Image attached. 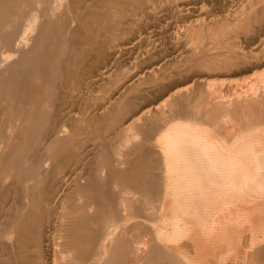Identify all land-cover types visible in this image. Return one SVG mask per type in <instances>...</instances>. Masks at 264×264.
<instances>
[{
	"label": "rangeland",
	"instance_id": "rangeland-1",
	"mask_svg": "<svg viewBox=\"0 0 264 264\" xmlns=\"http://www.w3.org/2000/svg\"><path fill=\"white\" fill-rule=\"evenodd\" d=\"M142 1L144 5L140 11V2ZM231 1L0 0V143L2 142L0 144V264H5L6 260L3 256L6 231L4 223L8 219L10 221L9 229L13 234L10 242L11 264H28L30 260L29 264L35 262L36 264H51L50 252L45 251L43 256L35 253L34 242L36 231H39L37 227L43 225V231L47 232L50 210L64 216L65 210L60 209L59 206L71 207L78 198H82L84 202L85 200L90 203L99 202L98 199H102L105 192L104 181L110 175L114 177L112 180L120 185L111 187V192L115 194L116 200H118V190H121V186L131 189L132 199L137 200L133 205V217L127 224L128 231L133 232L137 227L140 237H145L150 241L147 254L144 253V260L137 264H172L173 261L169 260V257L166 258L167 256L164 254L163 222L157 214L146 211L143 201L148 197L151 202L158 205L159 201L163 199L162 194L160 196L152 195L149 188L157 182L156 180H158V184H163L161 176L163 171L167 170L168 172L169 169L166 162L160 159L159 155L164 154L162 152L164 145L158 142L160 138L157 132H152V127L159 122V126L162 125L163 128L165 118L169 117L167 113L183 108L181 101H179V105L177 104L179 102L174 103L181 108L166 110L167 107L164 106L167 97L177 89L178 92L184 90L185 95H194L196 92L195 98L203 96L206 98L213 95L209 93V88L199 81L203 76L204 78L211 76L206 65L209 61L217 58L219 53L215 50L212 51L214 45L210 41L202 49H199L197 45L194 46L193 43L190 44L193 42L191 41V30L194 26L208 23L211 20L223 21L227 18L231 22H236L240 12L250 10L253 8V4L256 5L254 17L264 22V0H261V3L259 0L252 2L248 0ZM199 6H201V10L198 8ZM204 7L205 9H203ZM136 12H139V15L135 17L133 15ZM27 29L30 30L28 34ZM151 32L153 33L151 34ZM137 39L141 41L139 40V42ZM136 40L139 43L135 42ZM156 44L161 47L159 48ZM128 46L130 47L128 48ZM146 49H151L152 53ZM172 60L174 63L171 62ZM165 61L167 65H165ZM169 68L171 69L169 70ZM261 70L264 72V66ZM206 71L208 72L206 73ZM151 73L152 75H150ZM139 75H143L142 80ZM94 78L95 81H93ZM198 79L200 80L198 81ZM139 80L143 82L138 83ZM211 80L218 84L217 86L219 90L222 89L220 91L223 94L228 90L237 89V87L232 88L237 82L235 78L219 75ZM135 81L137 84L134 83ZM124 86L126 87L124 88ZM160 87L161 89H159ZM229 87L231 88L229 89ZM79 93H82V96ZM115 99L116 101H114ZM193 101L195 103L198 101V104L190 102L191 108L186 104L187 107L184 108L186 111L184 109L181 112L176 111L177 116L180 113L176 119L193 117L192 119L199 118L198 120H200L201 116L196 117L193 112V108L200 106V101ZM211 101L213 102L212 99ZM82 102L84 103L82 104ZM160 105L165 108L163 109ZM175 105L174 107H177ZM205 105L203 104L204 107ZM156 106L164 110L158 109L159 116L155 114ZM149 107L152 109L151 116L147 114L149 119L144 118L146 121L143 119L138 121L135 117ZM189 109H192L191 113L193 112L195 117ZM187 110L189 111L188 117L185 116ZM166 111L169 112L166 113ZM175 111L173 112L175 113ZM173 112L170 114V116L173 115L170 118L175 120L176 113L173 114ZM182 112L185 113L184 116L181 115ZM163 113H166V117ZM101 116L103 119L99 118ZM202 117L205 121L206 117ZM151 119L156 120L153 122ZM181 119L179 121L182 123L185 119ZM179 121L177 120L173 124H179ZM149 122L154 126L150 127ZM61 127L64 128L62 132ZM134 129L139 136L135 140L129 141L127 150L123 149L125 152H122L124 156L120 161L115 153L120 139L124 135L123 132L129 130L128 135H130L132 133L130 130ZM201 129L205 128L200 127L197 132H200ZM103 169L107 173L103 174L101 172ZM61 172L63 176L60 175ZM86 175L87 177H85ZM83 176L86 179L91 176L96 179L97 183L93 182L95 185L91 186L92 189L88 187L85 190V188L77 187L76 184L71 183L73 179ZM155 178L157 179L154 182ZM59 180L61 182L70 180V182L62 196L64 199L61 198L55 204V200L53 203L54 191ZM96 185L100 188L95 187ZM141 185L145 187L143 188ZM92 193L97 199L93 198ZM96 195H99L100 198ZM58 210L59 212H57ZM60 210H63V213ZM41 218L44 223H39ZM90 227L91 225H87L86 229L76 231L75 234L79 233L81 240L80 243H77L76 239L74 240L76 246L80 248L89 246V240L92 239ZM18 232L19 235H17ZM118 237L120 239V236ZM119 250L117 251L118 264L126 263L129 260L133 261V246L129 243L126 245L127 255L123 253V250ZM18 253H21L20 257L15 256ZM260 257L258 262L263 261L264 257Z\"/></svg>",
	"mask_w": 264,
	"mask_h": 264
},
{
	"label": "bare ground",
	"instance_id": "bare-ground-1",
	"mask_svg": "<svg viewBox=\"0 0 264 264\" xmlns=\"http://www.w3.org/2000/svg\"><path fill=\"white\" fill-rule=\"evenodd\" d=\"M248 1L252 2L253 0ZM204 3L206 2L204 1ZM259 3H261V0H259ZM143 5L144 2H140V11L142 10ZM255 6L256 5L253 4V8H251L250 10H244L240 12L241 14L237 16L236 22H231L229 18L223 21H212L210 19V22L194 26L191 30L192 40H190L193 42H191L190 44L193 43L194 46L197 45L199 46V49H202L207 44V42L210 41V43L214 45L212 51L215 50L219 53L217 58L209 61L206 65V68L210 71L211 76L208 78H204L203 76L202 78H200L201 81H199L200 79H198L200 83H204L209 88L210 91L207 88L206 90H208L211 95L213 94L214 97H212V95L206 98H204V96L195 98L196 92L194 93V95H185L184 90L183 92H178L177 89V91H172L173 93H171L166 99V104L164 101L163 105L165 104L164 106L167 107H164L166 110H168V108H170V110H172V108H181V106L183 107L181 108V110H183L184 108L186 109L187 106L190 107V102L191 104L195 103L193 100H199L200 106L198 105L199 107L197 106V108H192L193 112L196 114V117L201 116L200 120H198L199 118H195L196 120L192 119L193 117H189L190 119L184 118V120L181 117L184 120L181 123L179 121V119H181L180 117L179 119H176V117L178 118L180 114L178 113L177 116L176 111L179 110L178 112H181V110L176 109V111L172 110V112L175 111L176 113V116H174L175 120L170 118L173 116H170L172 112L167 113L170 110L166 111L169 116L168 118L170 119L165 118L166 113H163L165 116L163 117L165 118V122L163 124V128L162 125H160V127L159 122H157L158 124H156L155 126L158 125L159 127H157L160 128L158 129L156 127L157 131L155 130L156 128L154 129L155 126L153 125V123L149 122L150 127L154 126L152 127V132H157L160 138L158 139V142H161L164 145V151H162L164 152V154H160L159 156H161L160 159H163L164 162H166V165L169 169L168 172L167 170L163 171V174L161 176L164 181H162L163 184H158L159 182L158 180H156L157 178H155L154 182L155 180L157 182L153 183L152 187L149 188L152 195H163V199L159 201L158 205L151 202L148 197H146V199L143 198L144 200H142L145 203L146 211L157 214V216L163 222V230L165 231L163 235L165 243L164 254L165 256H167L166 258L169 257V260L171 259L173 261H171L172 264H264V72L263 70H261V68L264 66V22H261V20H259L257 17H254ZM194 7L196 8V6ZM198 8L200 9L201 6H199ZM203 9H205V7ZM232 10H234V8H232ZM138 15L139 12H136L133 16L136 17ZM192 15L194 14L192 13ZM82 20L84 19L82 18ZM32 26L34 27V25ZM32 26L30 27V30L32 29ZM30 30H28V32L26 31L27 34L30 32ZM158 32L160 33V31ZM152 33L153 32H151V34ZM144 37L145 35L143 36V38ZM148 38L150 39V37ZM137 40L135 42H137ZM157 45L158 44H156V46ZM130 46H128V48ZM158 47L160 48L161 46L158 45ZM207 47L208 46H206V48ZM151 49L146 50L152 53L153 49L152 51ZM154 53L152 54L153 56L155 55ZM171 62H173V60ZM165 63L164 64L167 65L166 61ZM160 67L159 70H161ZM171 68H169V70ZM100 71L102 72V70ZM151 71L153 72V70ZM160 72H162V70ZM207 72L208 71H206V73ZM150 75H152V73ZM160 75L162 76V74ZM219 75H223L224 77L233 79L235 78V81H237L236 83H234L235 87H231H237V89H227L228 92L223 94V92L220 91L222 89L219 90V87L217 86L218 84L213 83L211 80ZM142 76H140L141 80ZM135 79L137 80V78ZM141 80H139L138 83L143 82ZM93 81H95V78L93 79ZM134 83L137 84V81H135ZM126 86H124V88ZM231 87H229V89ZM159 89H161V87ZM138 97L140 98V95ZM211 99L213 100V102L211 101ZM137 100L140 101V99ZM208 100H210L211 102ZM114 101H116V99ZM179 101H181V104L183 105L178 107V105L180 104ZM84 102H82V104ZM197 102L198 101H196V103ZM174 103H177L178 105H175ZM186 104L188 105L186 106ZM203 104H206L205 107L203 106ZM174 105L177 107H174ZM160 106L162 107V105ZM157 107L158 106H156V108ZM158 109L161 111L160 108H157V110H155L157 111L155 112V114L157 115L159 113ZM151 110L152 109L150 107L147 110L144 109L140 114L138 113L139 115H137L135 118L138 119V121H140L141 119H143V121H146L144 120V118H148ZM193 112L191 114H193ZM175 113L173 112V114ZM183 114L185 113L182 112L181 115ZM187 114H189L188 110L185 115L188 117ZM202 116L206 117L205 121L203 120ZM99 118H102V116ZM201 118L203 121L201 120ZM156 119L151 120L154 122V120ZM87 120L89 121L88 118ZM160 120L162 121L161 118ZM177 120L179 121V124H173V122H176ZM200 127H204L205 129H201L200 132H197L198 128ZM62 130H64V128L62 129L61 127V132ZM128 132L129 130L123 132L124 135L120 139L119 145L117 144V152L115 154L120 158V161L122 156H124L122 152H125V150L123 149L128 148L129 141H132L133 139L135 140V138L139 136L135 129L132 131L130 130V132H132L130 135H128ZM151 134L154 135V133ZM119 158L117 159L119 160ZM101 172L103 174L107 173L106 171H104V169ZM61 174L63 176L62 172L60 173V175ZM85 177H87V175ZM108 177L109 178L107 180L104 179L105 192L103 194V198L101 199L99 195H96L100 198L98 199V201L100 200L99 202H95L97 204L92 202L90 203L86 200L84 202L82 198L77 197L78 199L74 201L75 203H73V206L71 204V207L66 208H63L64 205H62L63 207L59 206L60 209L62 208L65 210L64 216L59 215L60 213H53V210H50V217L47 220L49 230L47 229V232L43 231V225H41V227H37L39 228V231H36L37 235L35 237V242L33 241L35 243V253L43 256V254H45V251L50 252L51 264H118V249H120L121 251L123 250V253L127 255L126 245H128L129 243L134 248L133 261L127 260L128 262H122L121 264H137L144 260V253L147 252L150 241L145 239V237H140L141 235L139 233V230H137V227L134 228L133 232H129L127 228L128 222L131 221V218L133 217L132 210L134 202H137V200L132 199V190L127 188L126 186H121V190L117 189L119 191V194L117 195L118 200H116L114 196L115 194H112L111 192V187L115 185L118 186L119 184L112 180L114 178L113 176L110 175ZM68 182H70V180H62V182H59L56 190L54 191L53 203L55 200L56 204L62 198L68 186ZM93 182L97 183L96 179L92 178V176L89 177V179L84 178V176L77 177V179H73L71 181V183L76 184L77 187H83L85 188V190L86 188L95 185V183L93 184ZM95 187H98V189L100 188V186L98 185H96ZM93 190L95 191L96 189ZM94 197L95 196L93 194V198ZM95 199L97 198L95 197ZM61 203L63 204V202ZM99 207L103 209H100ZM60 211L62 212L63 210ZM57 212H59V210ZM40 221L41 222L39 223H44L42 222V218ZM9 223V219L4 223L6 230L4 236L5 244L3 245L4 254L1 253L3 254L4 258H6L4 262L5 264H11L10 242L13 234L9 229ZM87 225H91L90 234L92 236V239L89 240L88 247L80 248L79 246H76L74 241L76 239L77 243L81 242L80 234L75 233H77L76 231L78 229H86ZM17 235H19V232L17 233ZM118 236H120V239H118ZM15 256L20 257L21 253L15 254ZM260 256L263 258V261L258 262V258ZM40 258V260H42V257ZM37 262L40 263L41 261ZM34 264H36V262Z\"/></svg>",
	"mask_w": 264,
	"mask_h": 264
}]
</instances>
